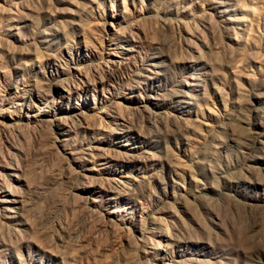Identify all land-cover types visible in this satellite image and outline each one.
<instances>
[{
	"label": "rangeland",
	"instance_id": "374dc122",
	"mask_svg": "<svg viewBox=\"0 0 264 264\" xmlns=\"http://www.w3.org/2000/svg\"><path fill=\"white\" fill-rule=\"evenodd\" d=\"M236 2L243 5L239 7ZM124 31L137 33L136 39L139 42L134 45L140 57L137 52L133 54L124 48H117L128 59H124L121 70L107 79L106 84L112 85L111 92L116 101L128 106L123 113L132 121L130 132L139 133L140 136L130 146L137 154L146 151L143 154L148 157V166L144 171L133 170L130 166L119 167L113 176L97 171L102 167L101 164L98 165L101 159L88 157L82 166L94 165V179L106 186L109 185L106 178L115 177L118 181L125 179V174L135 180H140L142 176L152 179L151 188L147 190L148 203L152 202L153 196L159 194L160 182L171 181L173 176L180 182L181 193L185 194L182 200L195 199L191 196L192 193L203 187L200 190L205 193L206 200L220 202V192L213 191L209 185L214 182L215 188L222 190L226 176L243 179L244 193L249 198L263 193L252 181L257 178L256 175L264 180V148L234 147L226 122L227 117L239 119L243 115L248 122L256 121L260 115L256 111L264 106V0H0V164L11 161L7 150L9 145L15 146L16 155L11 162L18 163L19 173L22 172L24 179L32 185L30 190L25 186L16 189L25 200L19 210L20 214L31 223L30 235L35 239L33 242L20 244L19 254L26 261H29V257L33 259V253L37 249L35 244L41 243L50 244L55 249L51 251L54 252L51 253L52 257L50 255L43 258L45 263L122 264L127 253L132 251V247L128 245L132 236L127 228H109L105 222V211L121 203H104L100 206L89 199L85 201L80 198L76 187L83 181L78 176L82 169L70 160L71 155L68 153L78 143L86 146L91 141V136L102 137L101 145L107 150L119 148L113 143L115 136L108 134V118H105L102 111L104 103L97 94L101 88L97 78L100 75L94 77L92 74L94 67L97 68L99 64L105 68L107 62L104 60L110 48L108 43L111 35ZM130 45L129 42L122 43V47L129 48ZM132 55L137 57L133 58ZM155 62L159 65H171L174 74H159L156 81L134 87V93L142 92L146 99H132H136L138 103L143 101L153 111L150 114H134L129 108L133 106L130 103L132 99L126 97L130 94L132 84L135 85L134 80L145 73L144 68L148 64ZM57 65L63 76H70V71L81 66L83 73L91 79L90 89L80 102L97 119V126L101 124L95 129L80 127V121L77 120L78 124L73 131L63 135L54 126L52 130H47L36 122L29 124L30 126L19 124L25 121L27 106L14 109L9 97L13 93L22 94L18 89L22 84L33 88L35 76L39 82H45L46 77H55ZM196 73L201 74L202 79L207 77L210 92L204 99L197 96L192 100L199 102V106L176 105L177 94L185 88L186 76H194ZM213 80L214 84L211 82ZM236 83L241 89L237 88ZM157 91L165 93L166 97L158 108H154L151 96ZM30 92L32 91L27 93ZM54 93L51 89L46 96L50 99L54 97ZM95 96L98 98L96 103L92 99ZM70 99L68 101L66 98L61 105H74L77 99ZM219 136L221 137L218 138ZM63 138L67 139L66 145L61 144ZM221 138L228 144L219 148L221 150H218L215 158H211L214 145ZM123 142L120 140L119 144ZM207 150H211V154ZM243 151H247L246 154H242ZM250 157L253 159L250 160ZM211 162L218 169H209ZM252 164L258 166L255 174L249 172ZM70 166L74 167V171ZM235 202L231 201L229 207V203H223L221 211L219 209L217 212L221 217L223 213V219L227 223L232 220L237 226V221L240 220L243 233L235 230V226L237 233L230 232V238L228 234L232 227L228 226V233L218 237L225 243L220 244L218 239L216 241L220 251L215 252V255L224 253L221 257L228 264H264V208L260 205L257 209L256 206L247 207L242 199H239V203L236 202L237 205ZM172 204L174 213L189 221L180 203ZM192 206L201 210L200 199L196 198ZM252 209H256L255 213ZM237 215L244 217L238 218ZM165 216L166 221L172 224L175 215ZM258 220L260 221L256 222ZM243 234L246 236L245 240H242ZM227 238L233 243H229L230 239L226 243ZM239 239L241 245H238ZM246 247L248 250L245 252ZM151 258V261H156L153 256ZM34 259L39 263L40 257L34 256Z\"/></svg>",
	"mask_w": 264,
	"mask_h": 264
},
{
	"label": "bare ground",
	"instance_id": "6f19581e",
	"mask_svg": "<svg viewBox=\"0 0 264 264\" xmlns=\"http://www.w3.org/2000/svg\"><path fill=\"white\" fill-rule=\"evenodd\" d=\"M239 5L242 6L243 4H239ZM136 34L131 31L129 33L127 31L126 32L124 31V32L118 33L117 35L113 33L111 35V40L109 39L110 41L108 45H110L109 46L110 48H108V52L106 53V58L104 60V62L105 61L107 62L105 63V68L104 66L102 68L100 64L97 68L94 67L95 70L92 76L95 77L97 74L100 75L97 78H98V82L101 85V88L97 92V94L101 102L104 103L102 106V109L104 110L102 111H104L105 118H108L107 120L108 122L107 127H109L108 134H113L115 136L116 140L113 143L119 146V148L107 150L101 145V142L103 140L102 137L91 136V141L86 146L80 145L78 143L76 146L68 150L69 151L68 153L71 155L70 160L74 162L76 166H79L82 169L81 170L82 172L80 173L78 172L79 173L78 176L81 177L83 181L80 185L76 187V190L80 198L85 199V201L89 199L92 202L100 204V206L102 204L104 205V203L114 204V205L116 203H121L120 205L114 206L112 209L105 211V213L107 214L105 222H107V224L109 225V228L111 227V228H121L122 229L126 227L127 228L126 230H128V232L132 236L131 239L128 240V245L132 247V251L127 253V255L125 256L126 257L125 261L122 264H228L226 259L224 260V258L221 257V255L223 256L224 253L219 256L215 255L217 252L220 251L219 250L220 248L216 245L217 243L216 241L220 239V238L218 239L220 234L228 233V230H229L228 226L232 227V231H229L228 236L230 235V232L235 234L236 232L235 230L241 231L242 229L241 222L240 220H238L237 226H236V222L230 220V223L228 222L229 223L228 225V223L224 221L223 219V213L221 217L220 216L221 214H219L217 211L220 209L221 206L223 207L224 204L226 203H229L227 204L229 207L231 201H236L237 203H239L238 202L239 199L245 200L244 204H246L247 207L254 208V206H256V209H257V206L260 205L264 208V195H262L264 194V180L262 178L259 179V177L256 175L257 178H255V180L252 179L253 180L252 182L255 185L259 186V188L263 191L261 195L255 196L254 198H249L245 195L246 192L244 193V186H243L244 180L240 179V177L238 176L236 178L226 176L223 181L222 190L216 189L215 188L216 186L213 185L214 182H212V184L210 182V185L207 184L209 185V188L212 189L213 191L220 192V195L222 197L220 202H217L216 200L214 201L213 199L211 201H208L209 199L206 200L207 197L205 196V193L202 190H200L203 187L199 188L198 187L199 185H198L197 187L199 188L200 191L197 190L196 192L195 191L196 189H195L194 191L196 193L194 192L195 194L192 193L193 195H191L195 199L193 200H190V198H187V199L192 201L193 203V201L196 200V198H199L201 202V210H200V209H197L198 207L195 208L194 204H193L194 206H192V203L190 201L182 200V196L184 198L185 194L183 195L181 193L180 182L178 181V179H175L174 176L171 181L168 180V181L160 182V186H159L160 192H158L159 194L156 195L155 197L153 196V199H151L152 202L148 203L149 201L147 202L148 200L147 194L149 193L147 192V190L151 188L150 186L152 185L151 183L153 182L152 179H149V178L146 179L144 176H142L140 180H135L133 177H129V175L125 174L124 176L125 179L118 180V181L115 180V177L111 179L106 178L107 180H109V185L106 186L103 183L98 182L96 179H94L95 173L93 171L96 170L94 165L87 164L86 166H82L83 161L88 160L89 159L88 157H91L93 159H101L99 161L101 163H99L98 165L101 164L102 167L97 169V171H99V173L111 174L112 176L117 172V169L119 167L130 166L133 168V170L135 169L138 171L140 169L143 170L148 166V161H149L148 157H146V155L143 154V153H146V151L143 150L141 153L137 154L134 151L133 147L130 146L133 143L132 141L136 139L137 140L140 139V136H139V133L136 134L134 132L133 133L130 132L132 129L131 128L132 121L131 119L129 120V118L123 113V110L125 109V107L128 109V106H124L122 105V103L116 101L115 99L116 97L111 92V90H113L111 88L112 85L106 84L107 79L113 77L117 72H119V70H121L123 63H125L124 59L125 60L128 59L124 56V52L118 51L117 48H124L131 53L133 52V54L134 52H137V54L139 55L138 57H140L139 51L137 48H135V45H134L135 42L137 43L139 42L136 39ZM123 42L125 43L129 42L131 45L129 46V48L125 46L122 47ZM131 57L134 58L137 56L132 55ZM41 65L42 63L40 64V66ZM80 67L75 68L74 71H70L69 72L70 76H63L62 70H59L58 65H57L55 77H46L45 82H39L40 80H38L35 76L34 81H32L34 82L33 88H30L28 84H22V86L21 85L18 86L19 87L18 89L22 91V94L13 93L12 96L9 97L11 107L15 109L17 107H22L23 105H26L28 109L25 113V121L19 122V124L23 126H28L29 124L36 122V124H39V126H42L47 130L48 129L52 130V127L54 126L59 130V133L63 135L64 134L68 135V133L73 131L72 129L78 124V121H80V124H81L80 127H84L86 129H95L96 127L101 125L99 124L97 126V122H98L97 119L95 120L94 115L93 116L92 114L90 115L88 111H86V107L80 102V99H84L85 96L87 95V91L90 89V84H91V79L88 77V75L83 73V68H80ZM37 72H40V71H37ZM144 72L145 73H142L138 79L134 80L135 85L132 84V87L130 88V92H129L130 94L129 96L127 95V97L125 96L126 98L129 97L132 99L134 97L135 98L137 97L139 99L140 98L146 99L145 96L142 94V92H139L137 94L134 93L133 88L140 87L141 85L147 84L148 82L156 81L158 79L159 74H166V73L172 74L174 72V69L171 65H168V64L159 65L157 62H155L152 64H148V66L144 68ZM199 73L198 74L196 73V75L194 76L192 74H189L186 76L187 81L185 82V88L186 87L187 88L186 89L183 88L181 91H179L178 94L175 92L178 95V98L176 100V105L180 107H185L190 104L191 105L198 104L199 106L200 105L199 102H197L196 100L195 101H192V100L197 98V96H201L203 98L206 95H208V93L210 92V85L207 82V77H204L202 79L200 77L201 74ZM21 76L23 77V74ZM211 82L212 84L215 83L214 80ZM236 86L237 88H240L239 87L240 85L237 84ZM51 89H53V92H55L54 97L48 99L46 94H48ZM29 91H32V92L27 93ZM126 94H128V92ZM71 97H75L77 99L74 102V105L69 104V103L65 107L61 105L62 102L66 98L68 99V101H70ZM165 97H166L165 93L163 92L158 93V91L156 92L154 96H151V99L153 100L151 103L154 106V108L156 107L158 108V106L162 104V101L165 100ZM92 99L94 103H96V100H98L96 96ZM130 103L133 104V106L129 108L133 110L134 114L136 113L137 115L138 114L142 115L143 113L150 114L153 112L152 109H150L148 105H146L143 101H141V103H138L136 102V99L135 100L132 99ZM256 114L258 115L260 114V115L257 116L258 119L256 121L254 120L252 122H248L247 119L244 117V115L239 119H237L238 117L237 118L227 117L226 126L230 130L229 132L232 137L233 145L237 149L239 147L249 149L251 146L264 148V129L260 128V127H264V106L259 108L258 111H256ZM152 115L154 116L155 114H152ZM246 125L250 127H246ZM220 137L221 136H219L218 138ZM66 140H67L66 138H63L61 140V144L66 145L65 143ZM120 140L124 142L122 144H119ZM225 142L227 141H224V140L222 141V138H221L216 144L217 147L216 145H214L216 143L215 142L213 144L215 146L214 147L215 149H213L212 154L209 153V151L211 150H207L208 154H211L210 156L211 158L216 156L218 150H221L222 148L226 147L228 143H225ZM9 146H10L9 149L8 150L6 149L8 152L7 156H9V158L12 161V159L16 155V147L13 145H9ZM203 152H204V149H203ZM245 152L243 151L242 154H246ZM152 156L153 154H151V158H153ZM252 159L253 158L250 157V160ZM11 161L5 164H2V163L0 164V264H5V262H7L6 264H58L56 262L55 263L53 262L45 263L43 260L44 257H48L50 255H51L50 257H52L51 253H54L51 251H54L55 249L50 247V244L49 245H45L42 243L41 245L35 244L37 249H35L33 255L40 257L39 263L38 261L36 262V259H34V256H32L33 259L29 257L28 259L29 261H26L19 254V248H20L21 243H24L26 241H32V240L35 241V239H32L33 238L31 236L32 234L30 235V229L32 228L31 223H29L26 219H24V217H22L20 214L19 210L21 206L24 204L25 200L23 199L21 195H19L16 192V189L17 187L25 186L27 189L30 190L32 185L31 183H28L29 181H26L24 179L23 175H21L22 172L21 174L19 173L20 168L18 166V163L14 164ZM211 163L209 164L210 166L209 169L216 170L217 166L214 163L212 164ZM253 165L254 164H252L251 168L248 167V169L250 168L249 172L255 174L257 173L258 166L256 167ZM171 166L172 165L170 164V167ZM70 168L73 169L74 171L73 166L72 167L70 166ZM240 175H243V173L242 174L240 173ZM15 183L19 185H14ZM170 200H172V202ZM174 202L180 203L181 205L180 207L184 209V213L187 215L186 217L189 218V221H186L187 219L185 220L182 216H179L178 213L176 212L174 213V209H172L173 204L171 205V203H174ZM236 202L235 204L237 205ZM232 204L234 205V203ZM240 204L238 205V207L240 206ZM238 207L237 209H239ZM258 209L261 212L260 207ZM226 210H227V207L225 211ZM229 210L231 209L229 208ZM239 210H241V206ZM244 210L246 211V209ZM255 210H253V212ZM231 211L229 213H231ZM259 211L257 213H259ZM225 213H224V217L228 216L227 213L225 216ZM167 214H172L173 216L175 215V218H173L171 222L172 224L168 223L169 221L168 222L166 221L165 215ZM250 215L251 213L249 214V217ZM260 215L261 213L259 214V216ZM242 216L244 217V215H241V216L239 215L238 218L239 217L241 218ZM233 217H235V215H233ZM256 217L255 219H257ZM259 221L260 220L256 222H259ZM253 222L255 223V220ZM259 225L261 226V223ZM235 226L237 227V229H235L236 228ZM222 236L220 237L222 238ZM237 236L238 238H240L239 235ZM229 237L231 238V235ZM241 237L243 238L242 240L246 239L245 234H243ZM229 239L227 238L226 243L229 242L228 241ZM260 239H262V237ZM219 241H221L220 244L225 243V241L223 240H219ZM230 241L231 242L229 243L232 244L233 242L231 239ZM239 241H241V239H239L237 242ZM252 241H254V239ZM238 245H241V243L239 242ZM262 245H263V242H262ZM253 246L254 248H257L255 247V245ZM232 247H235V246H232ZM242 247H244V244H242ZM247 250L248 249L246 247L245 252ZM30 253H29V256H30ZM213 253L214 255H212ZM151 256H153V259H156L155 262L151 261L152 259ZM224 256L227 257V255H224ZM260 258L261 257H259V260Z\"/></svg>",
	"mask_w": 264,
	"mask_h": 264
}]
</instances>
